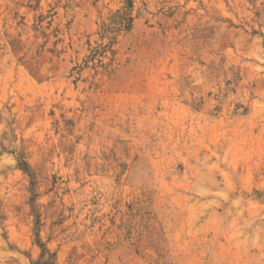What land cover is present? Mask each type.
Returning a JSON list of instances; mask_svg holds the SVG:
<instances>
[{"label": "rangeland", "instance_id": "1", "mask_svg": "<svg viewBox=\"0 0 264 264\" xmlns=\"http://www.w3.org/2000/svg\"><path fill=\"white\" fill-rule=\"evenodd\" d=\"M0 264H264V0H0Z\"/></svg>", "mask_w": 264, "mask_h": 264}]
</instances>
